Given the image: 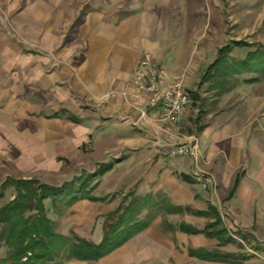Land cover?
Masks as SVG:
<instances>
[{"label":"rangeland","instance_id":"1","mask_svg":"<svg viewBox=\"0 0 264 264\" xmlns=\"http://www.w3.org/2000/svg\"><path fill=\"white\" fill-rule=\"evenodd\" d=\"M257 44L264 0H0V210L20 181L85 184L75 203L43 200L54 234L97 248L122 218L139 223L96 259L63 250L49 264H264V75L229 77L221 95L201 83L221 48L245 61ZM116 46L131 47L130 60L141 48L182 82L192 98L182 123L155 118L133 79L104 97L88 84L98 66L85 58ZM182 146L213 159L180 155ZM183 160L197 161L188 180L176 173ZM162 248L167 263L154 254ZM9 254L0 242V261Z\"/></svg>","mask_w":264,"mask_h":264},{"label":"trees","instance_id":"2","mask_svg":"<svg viewBox=\"0 0 264 264\" xmlns=\"http://www.w3.org/2000/svg\"><path fill=\"white\" fill-rule=\"evenodd\" d=\"M234 44L235 46L250 45L244 41H235ZM255 46L258 49L256 52L250 53L245 61H230L228 53L232 49L231 45L221 48L219 58L203 75L201 83H210L221 95L233 86L229 77H235L236 74L246 72L264 75V45L257 44ZM181 176L189 179V176L185 174ZM17 185L15 199L0 210V242H4L10 248L8 258L0 261V264H49L53 257L63 250H67V254L79 259H96L101 256L98 251L106 250L108 253L124 242L123 237L125 235L131 236L138 231V229H133L134 225L139 226V223L133 224L135 217H125L122 218L118 226H114L109 232H106L104 241L99 247L96 248L94 245L85 242L81 243L83 247H74L69 239L54 234L52 224L45 214L43 200L51 198L61 201L70 200V202L75 203L87 197L83 192L85 184L78 192L72 186L63 190L38 186L34 180L20 181ZM31 211H37L36 219L29 215ZM131 230L135 231L132 232ZM198 256L209 261H227L218 255L213 257Z\"/></svg>","mask_w":264,"mask_h":264},{"label":"built area","instance_id":"3","mask_svg":"<svg viewBox=\"0 0 264 264\" xmlns=\"http://www.w3.org/2000/svg\"><path fill=\"white\" fill-rule=\"evenodd\" d=\"M132 84L137 90L135 97L144 101L147 106L156 108L161 121L170 124H179L184 121L186 112L192 105L190 93L185 89L182 82L178 80L169 81L165 72L157 68L150 54H144L139 61ZM196 149L197 146H182L177 153L191 155L197 160ZM203 175L205 174L198 176L200 181H203L201 179ZM205 181H211V176H208Z\"/></svg>","mask_w":264,"mask_h":264},{"label":"crops","instance_id":"4","mask_svg":"<svg viewBox=\"0 0 264 264\" xmlns=\"http://www.w3.org/2000/svg\"><path fill=\"white\" fill-rule=\"evenodd\" d=\"M97 16L101 17L102 13H98ZM102 47L104 48V46H102ZM102 47L100 49H97L96 51L94 50L93 54L88 55V58H85V60L88 59V61H87L88 65L98 66L93 71L94 74H92V78L88 77V84L91 85L92 88L98 87L99 95L101 97H104L107 94L108 90L111 88V86L117 85L116 87L122 88L127 84V82L130 79H133V78H131V76L133 75V71L135 72V69H136V67H137V65L141 59L142 49L138 48L136 50H133L135 57L132 58V60H133L132 61L128 58L129 54L132 55L131 54L132 53L131 47H128V46L117 47L116 46L115 49L108 48L109 51H105V50L103 51ZM112 51H113V53H112ZM107 53L113 54L114 56H116V58H113L111 60L112 62H109V60L107 58H105ZM111 66H112V68H111ZM110 71L113 72V74L110 75ZM96 72H98V73H96ZM102 72L104 74L108 73L107 75H109V76H106V77L102 76V74H103ZM98 74H99V77H98ZM118 82H120V84H117ZM190 108L187 110L186 115L190 112ZM150 110L152 111L154 117L157 118L160 122L167 123V122H163L160 120L159 112L156 108L150 107ZM167 124H170V123H167ZM11 145H12V143L10 140L8 142V147L6 149L3 147V151L5 150L6 152L9 153V155L11 152ZM19 146H20V144L18 145V147ZM198 147H199V145H198ZM199 153L200 154H197L198 161H200L201 158H203V161H206L207 157L210 159H213V155H214L213 153L203 154V150H200ZM195 163L193 166H188V162L183 160L180 164H178L176 166L178 168L180 167V170H182V171H176V173L182 175L184 173L191 172L193 170V168L195 167V165H197ZM201 174H205V173H201ZM172 180H174V178H171V181ZM154 254L157 257L156 259L160 258L163 263H167L168 262L167 260L172 255V252L170 250H165L164 248H162V249L155 250ZM155 256L152 253H149V254H147V257L145 259L155 258ZM165 258H167V259L165 260Z\"/></svg>","mask_w":264,"mask_h":264}]
</instances>
